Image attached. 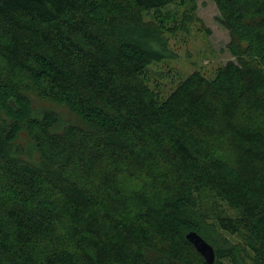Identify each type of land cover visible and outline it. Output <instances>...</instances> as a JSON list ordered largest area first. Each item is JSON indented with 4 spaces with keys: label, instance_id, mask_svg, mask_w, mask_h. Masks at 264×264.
<instances>
[{
    "label": "trees",
    "instance_id": "trees-1",
    "mask_svg": "<svg viewBox=\"0 0 264 264\" xmlns=\"http://www.w3.org/2000/svg\"><path fill=\"white\" fill-rule=\"evenodd\" d=\"M213 1L235 60L165 96L198 0H0V264H264V0Z\"/></svg>",
    "mask_w": 264,
    "mask_h": 264
},
{
    "label": "rangeland",
    "instance_id": "rangeland-1",
    "mask_svg": "<svg viewBox=\"0 0 264 264\" xmlns=\"http://www.w3.org/2000/svg\"><path fill=\"white\" fill-rule=\"evenodd\" d=\"M198 15L204 22V27L209 30L198 31V27L193 26L191 34H180L177 38L170 41L172 51L177 52V56L165 59L162 63L151 65L150 69L159 74H152V82L158 81L165 85L164 95L167 96L181 81L180 78L194 70H201L208 75L212 70L221 64L230 60H235L227 45L231 40L229 31L220 22V12L213 0H198ZM176 69L178 72L169 73L170 69ZM168 73V74H166ZM182 77V78H183ZM42 104L37 99L34 102V108L39 111ZM57 111L67 112L65 107L57 105H47ZM71 118L69 113L66 115Z\"/></svg>",
    "mask_w": 264,
    "mask_h": 264
},
{
    "label": "water",
    "instance_id": "water-1",
    "mask_svg": "<svg viewBox=\"0 0 264 264\" xmlns=\"http://www.w3.org/2000/svg\"><path fill=\"white\" fill-rule=\"evenodd\" d=\"M187 239L196 247V249L204 256L209 264H214L215 262V250L204 238H202L196 232H189L187 234Z\"/></svg>",
    "mask_w": 264,
    "mask_h": 264
}]
</instances>
